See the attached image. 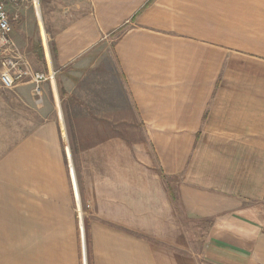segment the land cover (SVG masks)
<instances>
[{"label":"crops","instance_id":"0c3cea01","mask_svg":"<svg viewBox=\"0 0 264 264\" xmlns=\"http://www.w3.org/2000/svg\"><path fill=\"white\" fill-rule=\"evenodd\" d=\"M31 1L0 264H264V0Z\"/></svg>","mask_w":264,"mask_h":264},{"label":"built area","instance_id":"2783aa9c","mask_svg":"<svg viewBox=\"0 0 264 264\" xmlns=\"http://www.w3.org/2000/svg\"><path fill=\"white\" fill-rule=\"evenodd\" d=\"M27 2L28 0H0V81L3 87L13 89L19 82L29 79L41 99L42 83L54 78L55 72L48 76L44 72L35 71L12 36L14 23L18 21Z\"/></svg>","mask_w":264,"mask_h":264},{"label":"rangeland","instance_id":"374dc122","mask_svg":"<svg viewBox=\"0 0 264 264\" xmlns=\"http://www.w3.org/2000/svg\"><path fill=\"white\" fill-rule=\"evenodd\" d=\"M44 1L45 0H38L39 8H42L43 12V21L45 19V13H44ZM33 1L28 0L27 4L23 8V11H27L26 15H23L19 17L18 20L20 22L17 24L19 25V28L15 34L17 35H23L25 37V41L33 40L34 44H37L39 41V35L37 34V22L34 15L33 7H32ZM42 6V7H41ZM24 13V12H23ZM38 19V16H37ZM44 23V22H43ZM26 27L27 31L30 30V32L25 31L24 29H21L23 31L19 32L20 26ZM45 23H44V29H45ZM15 30V31H16ZM19 32V33H18ZM45 35V34H44ZM0 68H1V59H0ZM0 155L3 153V150H7L9 147H11L14 143V141L21 138V135L26 133L28 130H24L21 128H13L15 124H17V121H19V114L15 113L13 114L12 111H5V109L9 108L4 105V101L6 99L5 91L7 89L0 87ZM7 99H9L7 97ZM10 109H13V107H10ZM16 122V123H15ZM19 123V122H18ZM183 229H185V234L187 235V242L189 244V247L194 251H197L200 253L202 249L203 244V238L205 236L206 232V224L205 222L197 219H189L183 216Z\"/></svg>","mask_w":264,"mask_h":264}]
</instances>
